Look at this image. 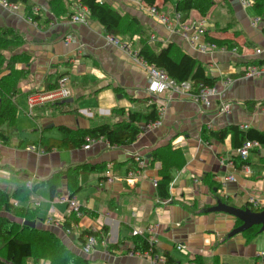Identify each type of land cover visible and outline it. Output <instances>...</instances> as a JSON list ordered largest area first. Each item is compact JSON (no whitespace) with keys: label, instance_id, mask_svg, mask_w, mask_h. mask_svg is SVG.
<instances>
[{"label":"crops","instance_id":"1","mask_svg":"<svg viewBox=\"0 0 264 264\" xmlns=\"http://www.w3.org/2000/svg\"><path fill=\"white\" fill-rule=\"evenodd\" d=\"M30 1L40 7L37 24L27 20L25 4L10 10L0 2V25L13 28L25 40L12 55L31 57L29 64L15 66V70H24L26 77L19 81L14 101L30 109L29 95L54 85L60 75L69 78L72 94L34 107L37 114L28 115L36 123L34 137H22L16 127L7 143L0 140V191L13 196L20 187L28 189L23 196L12 197L13 204L37 210L35 227L53 231L75 253L89 258L91 264H153L140 253L130 251L136 244L134 230L150 225L157 229L156 253L172 258V264H264L259 254L264 251V230L252 240L242 232L230 235L237 220L229 213L213 210L217 205L215 194L242 208L255 198L259 201L257 207L264 208V146L252 150V173L244 174L234 162L238 140L232 133L224 140L204 138L210 131L229 126L264 129V104H256L255 109L253 104L246 105L247 101L264 102V75L249 78L244 70L253 61L264 60V17L256 13L254 3L212 0L207 15L191 10L188 19L203 20L209 35L233 43V47L217 46L202 52L176 26L179 0H157L160 14L168 18L166 22L139 0H103L121 16L138 18L150 32L149 42L156 50L174 43L196 57L209 76L219 79L216 87L220 94L206 105L170 91L149 93L148 70L138 57L142 47L139 34L116 36L129 44L128 49L109 40L113 34L91 16L87 7L74 3L67 6V13L56 16L47 0ZM74 14H83L86 23L72 22ZM256 17L262 18L258 25L253 24ZM69 34L76 41H68ZM257 49L262 52L257 53ZM8 73V69L0 71V77ZM226 101L232 102L227 113L221 111V102ZM152 104L159 109L161 124L154 128L141 124L144 130L128 145L113 146L102 138L92 142L89 149L83 144L43 151L31 142L63 139L67 135L62 127L79 131L115 124L127 119L129 111L146 112ZM19 119L17 115V124ZM168 144L183 149L186 164L173 170L171 199L160 200L154 181L159 179L162 162L148 159L155 148ZM136 155L147 159L145 167H139ZM92 165L104 167L105 171L87 170ZM108 170L113 181L109 180ZM33 174L37 179L30 188L26 182ZM231 174L237 176L236 181L224 183V177ZM74 177H78L80 188L75 189L73 197L83 204V215L75 214L78 222L72 225L77 227L68 234L64 226L50 224L47 218L65 220L71 215L72 210L67 203L58 201L51 185H57V193L71 194L70 183L77 186ZM89 186L95 187L92 192ZM104 227L108 231L102 234L108 239L107 247L100 245L84 253V239L79 236L86 229L100 231ZM116 243L118 249H108ZM179 244L186 249H179Z\"/></svg>","mask_w":264,"mask_h":264},{"label":"trees","instance_id":"2","mask_svg":"<svg viewBox=\"0 0 264 264\" xmlns=\"http://www.w3.org/2000/svg\"><path fill=\"white\" fill-rule=\"evenodd\" d=\"M51 9L56 16H61L68 12V5L78 4L87 7L91 16L101 22L106 30L114 36L126 35L131 36L139 34L142 40V47L138 52V57L147 64H153L157 68L165 70L171 77L179 80H190L194 83V90L199 91L201 88L216 86L219 79L211 77L206 73L203 64L194 56L184 52L174 43L169 44L166 48L156 50L150 39V32L139 22V19L134 16H121L110 5L103 0H47ZM254 9L259 16L264 17V0H253ZM11 3H23L26 5L28 14L34 17L37 22L41 18L40 13L34 11L38 5L30 0H9ZM144 7L151 9L157 6V0H143ZM213 5L212 0H179L176 6L177 12L182 14V20L188 19V14L193 9L200 11L202 15H207ZM264 31V28H263ZM206 38L209 43L216 46L233 47V43L211 36L206 32ZM25 43L24 37L17 33L13 28L2 27L0 25V71L10 70L11 73L0 77V140L7 143L11 138V132L16 130L18 106L14 101L18 93V83L26 74L24 70H15L17 63H30L31 57L28 55H12L15 50L20 48ZM10 53V58L6 60L5 55ZM253 63L263 64L264 60H256ZM7 64V67H6ZM62 77L59 76L56 83L45 90H50L58 86V81ZM249 104V105H248ZM253 104V109L256 106H262L264 102H250L246 105L250 107ZM251 109V110H253ZM250 110V109H249ZM250 110V111H251ZM160 119V112L156 104H152L149 110L129 111L128 117L125 120L115 124L104 123L96 127H90L84 130L73 131L72 129L62 127V130L67 135L63 139H39L31 141L32 145L39 146L43 151H52L53 149H71L85 145L88 139H106L113 146H124L133 143L144 130L141 124L155 122ZM206 131L203 132V135ZM230 133L233 139L238 140L235 144L238 149L244 142L254 140L260 143V146L253 149L258 151L261 146H264V129L258 128H241L240 126H229L220 131H210L205 139L211 137L224 140ZM251 156V155H250ZM148 160L152 162H162V168L159 172L157 183V193L160 200L171 199L170 188L173 183V170L182 169L186 164L185 154L182 148H176L171 144L159 146L155 148ZM234 162L238 169L244 164H252L251 157L244 160L238 154L234 157ZM98 171L104 170V167L90 166L87 170ZM83 171V170H81ZM80 173V172H79ZM215 179V176H212ZM206 180V175L204 176ZM73 181L77 186L70 183L71 194L74 196L76 190L80 188L78 177H74ZM212 182H215L212 180ZM76 189V190H75ZM25 187L17 189L13 196L4 191H0V264H27L29 260H34L35 263L47 262L48 264H91L90 259L75 253L70 249L62 239H60L53 231L49 229H39L31 226L28 223L36 222L39 217L37 210L28 209L25 207H16L11 201L12 197L19 198L26 194ZM52 193H55L59 198L63 194L57 193V185H51ZM27 194H29L27 192ZM60 194V195H59ZM217 200L221 199L225 202L224 197L216 195ZM250 202L245 204L243 208H251L254 211H262L264 208L253 207ZM71 215L64 220V228H72V223H77L78 218L75 212L71 211ZM242 224L241 220L236 221V226ZM260 225H255L242 233L252 240L261 233ZM234 227V228H235ZM102 231V232H101ZM107 234V227L103 230L86 229L79 236V239H84L86 234H93L101 237L102 234ZM136 241L135 251L145 252L149 250L150 243L148 234H136L133 238ZM119 243L110 244L108 249L114 251L118 249ZM172 258L167 256V264H172Z\"/></svg>","mask_w":264,"mask_h":264},{"label":"built area","instance_id":"3","mask_svg":"<svg viewBox=\"0 0 264 264\" xmlns=\"http://www.w3.org/2000/svg\"><path fill=\"white\" fill-rule=\"evenodd\" d=\"M143 4V0H139ZM1 4L10 10H17L19 8L20 3H11L9 0H0ZM244 2L253 3V0H244ZM144 6V4H143ZM34 11L36 13H40V7H35ZM151 13L154 15H157L166 22L168 18L164 14H160V11H158L155 7H152L150 9ZM177 27L182 32V34L186 37V39L190 42V44L199 49L202 52H208L211 49L216 48L217 46L209 43L208 41L204 40L206 37L207 28L205 26V22L203 20H192V19H186L182 20V14L179 12H176L175 14ZM27 20L37 24V22L34 20V17L32 15L27 16ZM72 22H82L86 23V17L83 14H74L71 16ZM262 21L261 17L254 18L253 24L258 25ZM68 41H76L73 34H69L67 37ZM109 40L113 42L114 44H123V47L129 49V44L127 42H122L120 38L110 35ZM261 49H257V53H261ZM143 61V60H142ZM144 62V61H143ZM145 66L148 70L149 74V86L148 91L151 95H158L166 91H170L173 93H176L178 96L182 98H189L191 100L205 103L206 105H209L211 103V99L215 96H218L220 94V91L216 86H206L201 88L199 91L194 90V83L190 80H184L179 81L173 77H171L165 70L157 68L153 64H147L145 63ZM245 76L249 78H259L264 75V63L263 64H249L245 69ZM72 94L71 88L69 87V78L67 76H62L58 81V86L56 88L50 89V90H43L40 92H35L29 95L28 101H29V114H33V109L35 106L43 105L45 103H54L57 101H60L61 99H65L70 97ZM231 105L232 102L226 101L221 102V111L227 113L231 111ZM161 124V118L155 122L147 123V128H154ZM248 126L244 125L243 128H247ZM96 141V139H88V143L84 145L85 149H89L91 147V143ZM260 146V143L254 140H249L243 143L238 149L237 154L241 156L244 160L249 159L251 152L254 148H257ZM136 161L139 164L140 168H143L147 165V159L145 157H142L141 155L135 156ZM244 174H251L252 173V167L249 164H244L240 169ZM108 176L110 177V171L107 172ZM133 172L130 173L132 175ZM37 179V175L33 174L29 177L26 184L30 188L33 187V184L35 180ZM237 176L231 174L224 177L223 182L227 181H236ZM110 181H113L114 178L110 177ZM155 185H157L158 180L154 181ZM58 201L61 203H67L70 210L74 211L78 217H81L83 215L82 211V205L78 203V201L70 196L69 194H63L58 198ZM249 202L257 207L259 205V201L255 198H250ZM47 222L50 224H54L56 226H64V218H54L53 216H49L47 218ZM73 227H77V224H74ZM66 229V232L68 234L72 233V230L74 228ZM157 232L155 225H150L147 228H137L134 230L133 234H148L150 248L149 250L145 252L141 251H132L131 253H140V255L148 258L153 264H167V256L159 255L156 253L155 249V242H156V236L155 233ZM105 235V234H104ZM108 239L106 236H102L101 238L97 237L93 234H86L84 236V242L82 245V251L84 253H89L93 250H95L98 246L102 245L103 247H107ZM177 247L181 250L186 249V246L183 244L177 245ZM260 257L264 261V253L260 254Z\"/></svg>","mask_w":264,"mask_h":264},{"label":"water","instance_id":"4","mask_svg":"<svg viewBox=\"0 0 264 264\" xmlns=\"http://www.w3.org/2000/svg\"><path fill=\"white\" fill-rule=\"evenodd\" d=\"M213 210L223 211L231 214L236 220H241L242 224L235 227L230 235H234L239 232L250 229L255 225H261L260 231L264 230V210L254 211L251 208H242L230 205L227 202H223L221 199L217 200V205L213 207ZM31 226H36V222L28 223Z\"/></svg>","mask_w":264,"mask_h":264},{"label":"rangeland","instance_id":"5","mask_svg":"<svg viewBox=\"0 0 264 264\" xmlns=\"http://www.w3.org/2000/svg\"><path fill=\"white\" fill-rule=\"evenodd\" d=\"M38 5V4H37ZM38 7H39V5H38ZM12 54V53H11ZM5 57H6V60L8 61V59L10 58V53H7L6 55H5ZM17 65V64H16ZM15 65V66H16ZM15 66H12V67H15ZM6 67H7V64H6ZM19 111H18V118H19V116H20V119H19V122H18V124H17V128H18V132H20V134H21V136L22 137H29V136H31V137H34L35 136V132H34V130L35 129H37V128H35L34 129V126H36V123L34 122V120H33V118H31L30 116H28V115H30L29 114V109L27 110L25 107H24V105H23V103H21V104H19ZM22 108V111L20 110ZM37 114V112H33V116L34 115H36ZM32 116V117H33ZM22 120H24L25 122H27L28 124L27 125H23V121ZM34 134V135H33ZM91 186H89V188H90ZM95 188V187H94ZM94 188H90V192H92L93 191V189ZM46 190V189H45ZM47 191V190H46ZM42 194H44V193H42ZM44 196L45 197H47V195H46V193L44 194ZM78 201V200H77ZM78 203L80 204V205H83L81 202H79L78 201ZM54 217V216H53ZM55 218V217H54ZM261 253H264V251H262V252H260L259 254H261ZM229 260H231V261H233V258L232 257H229ZM27 264H36L35 263V261L34 260H29L28 262H27ZM37 264H48L47 262H39V263H37ZM247 264H249V262H247Z\"/></svg>","mask_w":264,"mask_h":264}]
</instances>
